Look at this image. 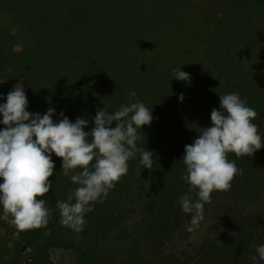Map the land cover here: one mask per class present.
I'll return each mask as SVG.
<instances>
[{"label":"trees","instance_id":"16d2710c","mask_svg":"<svg viewBox=\"0 0 264 264\" xmlns=\"http://www.w3.org/2000/svg\"><path fill=\"white\" fill-rule=\"evenodd\" d=\"M174 68L190 80L174 78ZM0 76L27 85L29 112L51 107L54 122L60 113L87 119L85 131L98 109L114 113L134 100L154 117L138 141L154 153L153 169L141 170L139 155L130 159L75 229L60 223L56 202L78 185L53 153L43 197L52 218L20 230L0 205V264H52L57 248L78 253L82 264H253L248 256L264 244V148L228 154L243 174L211 194L192 231L179 198L196 199L181 178L184 148L211 126L220 95L246 98L264 134V0H0ZM8 93L0 87V104Z\"/></svg>","mask_w":264,"mask_h":264},{"label":"clouds","instance_id":"9594fccd","mask_svg":"<svg viewBox=\"0 0 264 264\" xmlns=\"http://www.w3.org/2000/svg\"><path fill=\"white\" fill-rule=\"evenodd\" d=\"M172 71L174 78L190 80L189 73ZM136 95L130 92V100ZM179 99L182 102L184 95ZM28 107L22 82L14 85L6 103L0 104V123L5 126L0 130V205L20 230L47 226L52 218L43 197L52 188L53 153L62 158L63 175L71 176L78 185L66 200L56 202L60 223L74 229L86 223L85 214L94 210L96 202H103L128 173L130 159L139 155L140 169H153L154 153L138 146V141L142 139L140 130L151 125L154 117L152 109L140 100L122 104L114 113L106 107L98 109L90 131L84 130L89 125L87 119L78 117L72 122L60 113L62 118L54 122V108L40 114L29 112ZM257 117V111L239 93L220 95L219 109L211 111V126L203 127L193 143L185 145L182 161L186 174L181 178L196 199L185 194L179 203L183 212L192 214L189 231L204 219V206L211 203V194L230 190L234 178L243 174L228 154L253 157L264 148V134L253 123ZM255 253L248 256L253 264H258V258L264 261V244L256 245Z\"/></svg>","mask_w":264,"mask_h":264},{"label":"rangeland","instance_id":"374dc122","mask_svg":"<svg viewBox=\"0 0 264 264\" xmlns=\"http://www.w3.org/2000/svg\"><path fill=\"white\" fill-rule=\"evenodd\" d=\"M16 50L19 51L20 47H17ZM20 82L24 83L21 80L11 81L0 76V87L8 89L9 92L13 89L14 85ZM24 90L27 94L28 87L25 83ZM49 256L52 264H82L79 254L71 250H66L62 248L51 249L49 251Z\"/></svg>","mask_w":264,"mask_h":264}]
</instances>
